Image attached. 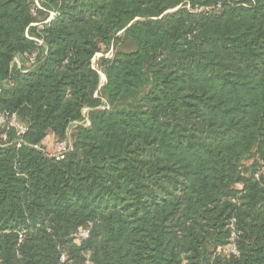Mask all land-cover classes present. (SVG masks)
I'll use <instances>...</instances> for the list:
<instances>
[{
    "label": "trees",
    "instance_id": "obj_1",
    "mask_svg": "<svg viewBox=\"0 0 264 264\" xmlns=\"http://www.w3.org/2000/svg\"><path fill=\"white\" fill-rule=\"evenodd\" d=\"M3 112L0 264H264V0H0Z\"/></svg>",
    "mask_w": 264,
    "mask_h": 264
},
{
    "label": "built area",
    "instance_id": "obj_2",
    "mask_svg": "<svg viewBox=\"0 0 264 264\" xmlns=\"http://www.w3.org/2000/svg\"><path fill=\"white\" fill-rule=\"evenodd\" d=\"M36 5L38 6L37 2ZM52 16V14H51ZM48 21V20H47ZM46 21V22H47ZM34 26L41 27V24H36ZM85 112V111H84ZM86 125L88 123L86 122ZM0 130L4 131V134L2 135L3 141H6L7 134L9 132L14 133V141L12 142V145L15 147V149L21 148L25 142H24V135L27 131L26 127L19 121L17 116L15 114H10L7 112L0 113ZM46 145L42 146V151L48 154L51 157H55L59 160L63 159L64 156L68 153V151L71 149V141L70 138H67L63 141H55L52 146V153L49 154L45 148ZM38 146H35V149L41 150ZM257 177V176H256ZM89 236V229L87 228H80L77 230V232L73 235L75 242L77 244H80L81 241H84ZM237 239V233L235 230H232L231 232V240L230 245L226 248V253H231L233 255H237V248L235 245V241ZM61 261H64V258H61ZM88 264V263H87Z\"/></svg>",
    "mask_w": 264,
    "mask_h": 264
},
{
    "label": "rangeland",
    "instance_id": "obj_3",
    "mask_svg": "<svg viewBox=\"0 0 264 264\" xmlns=\"http://www.w3.org/2000/svg\"><path fill=\"white\" fill-rule=\"evenodd\" d=\"M107 55H108V57H111L110 53L106 54V56ZM100 57H101V55L99 54V55H96L95 58L93 59V65L95 68H98V59ZM100 78H101V83H103L105 81V78H104V75L102 73H100ZM53 142H54V140L51 141V145L53 144ZM45 148L49 154L52 153V146L47 145V146H45Z\"/></svg>",
    "mask_w": 264,
    "mask_h": 264
},
{
    "label": "crops",
    "instance_id": "obj_4",
    "mask_svg": "<svg viewBox=\"0 0 264 264\" xmlns=\"http://www.w3.org/2000/svg\"><path fill=\"white\" fill-rule=\"evenodd\" d=\"M47 145H50V144H46V146H47Z\"/></svg>",
    "mask_w": 264,
    "mask_h": 264
}]
</instances>
